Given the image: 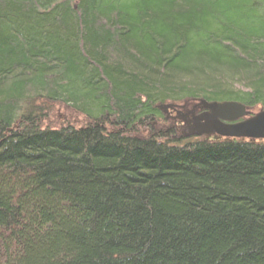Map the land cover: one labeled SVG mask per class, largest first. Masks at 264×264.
<instances>
[{
    "label": "trees",
    "instance_id": "16d2710c",
    "mask_svg": "<svg viewBox=\"0 0 264 264\" xmlns=\"http://www.w3.org/2000/svg\"><path fill=\"white\" fill-rule=\"evenodd\" d=\"M200 99L264 108V0H0V264H264V139L153 130Z\"/></svg>",
    "mask_w": 264,
    "mask_h": 264
},
{
    "label": "water",
    "instance_id": "95a60500",
    "mask_svg": "<svg viewBox=\"0 0 264 264\" xmlns=\"http://www.w3.org/2000/svg\"><path fill=\"white\" fill-rule=\"evenodd\" d=\"M201 104L207 112L196 117L191 127L183 131V136L194 134L210 138L213 135L215 139H264V109L250 115L248 107L238 101L209 103L202 100ZM164 105L159 107L165 109Z\"/></svg>",
    "mask_w": 264,
    "mask_h": 264
},
{
    "label": "rangeland",
    "instance_id": "374dc122",
    "mask_svg": "<svg viewBox=\"0 0 264 264\" xmlns=\"http://www.w3.org/2000/svg\"><path fill=\"white\" fill-rule=\"evenodd\" d=\"M199 103L197 105L202 106L201 101H198ZM183 104V103H181ZM193 105V102H191V104L189 105V108H191ZM191 106V107H190ZM264 108L258 106L254 109H248L250 112H254L257 113L261 110H263ZM50 118L46 121L47 124L51 125V126H55V127H59L62 126V124L67 122H70L74 127H80L82 126L85 122H86V118L84 115H80L79 113L75 112L74 110H72L69 107L66 106H56L55 109H53L50 113ZM166 115V114H165ZM171 115V113H170ZM180 116V115H179ZM178 117V115H177ZM180 119V118H178ZM174 125H179V123L175 124V119L171 118L168 116V118H166V122L162 121L157 128L153 127L154 131H158V130H164L166 131L170 126H174ZM179 129H176V136L178 139H181L182 137V133H183V128L185 127H178ZM187 129V127H186ZM185 129V130H186ZM202 137H205V135H200ZM212 136V135H211ZM208 138H210V136H208ZM215 139V138H214Z\"/></svg>",
    "mask_w": 264,
    "mask_h": 264
},
{
    "label": "flooded vegetation",
    "instance_id": "af4514ba",
    "mask_svg": "<svg viewBox=\"0 0 264 264\" xmlns=\"http://www.w3.org/2000/svg\"><path fill=\"white\" fill-rule=\"evenodd\" d=\"M191 104V102H188V103H185L183 106H177V108L173 107V110H169V111H165L164 109V113L166 114V118L171 117L173 119H175V124L179 123V125H174L172 127H175L176 129H179L177 128L176 126L178 127H184L183 128V131L186 129L188 130V127H191L192 123L195 121V118L198 117V116H201L203 115L204 113H206L207 109H205L204 107L202 106H199L197 105V103H193L192 107L189 108V105ZM171 113V115H170ZM178 115V117H177ZM180 115V116H179ZM180 118V119H178ZM202 123H204L203 121H201ZM181 128V129H182ZM195 128V127H194ZM207 135H205L206 137Z\"/></svg>",
    "mask_w": 264,
    "mask_h": 264
},
{
    "label": "bare ground",
    "instance_id": "6f19581e",
    "mask_svg": "<svg viewBox=\"0 0 264 264\" xmlns=\"http://www.w3.org/2000/svg\"><path fill=\"white\" fill-rule=\"evenodd\" d=\"M202 100H205V99H200V100H197V101H194L195 103H199L198 101H202ZM206 101H208V100H206ZM193 102V103H194ZM209 103H214V102H224V101H218V100H213V101H208ZM185 103H183V105H184ZM164 105V104H163ZM183 105H181V103L180 104H175V103H172V102H167V103H165V109L167 110V111H169V110H173V107H175V108H177V106H183ZM159 106H160V104H159ZM158 106V107H159ZM160 108V107H159ZM163 111H164V109L163 108H161ZM164 120V122H166V119H163ZM240 120H243V119H239L238 121H240ZM161 122L160 121H158V120H155L154 122H153V127L154 128H157V126L160 124ZM173 129V127L172 126H170L167 130H169V129ZM143 134H145V133H143ZM194 136H198V137H200V138H202L203 140H204V138L202 137V136H200V135H194V134H190V135H186V136H183V133H182V138L181 139H190V138H192V137H194ZM213 136V135H212ZM211 136V138H213ZM206 138H208V136H206Z\"/></svg>",
    "mask_w": 264,
    "mask_h": 264
}]
</instances>
